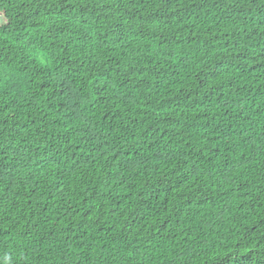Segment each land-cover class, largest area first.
I'll return each mask as SVG.
<instances>
[{"label": "trees", "instance_id": "1", "mask_svg": "<svg viewBox=\"0 0 264 264\" xmlns=\"http://www.w3.org/2000/svg\"><path fill=\"white\" fill-rule=\"evenodd\" d=\"M0 264H264V0H0Z\"/></svg>", "mask_w": 264, "mask_h": 264}, {"label": "snow or ice", "instance_id": "2", "mask_svg": "<svg viewBox=\"0 0 264 264\" xmlns=\"http://www.w3.org/2000/svg\"><path fill=\"white\" fill-rule=\"evenodd\" d=\"M0 71H2V69H0Z\"/></svg>", "mask_w": 264, "mask_h": 264}]
</instances>
